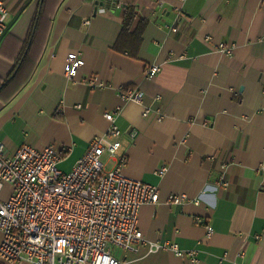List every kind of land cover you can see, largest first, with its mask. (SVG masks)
Listing matches in <instances>:
<instances>
[{"label": "crops", "instance_id": "obj_1", "mask_svg": "<svg viewBox=\"0 0 264 264\" xmlns=\"http://www.w3.org/2000/svg\"><path fill=\"white\" fill-rule=\"evenodd\" d=\"M6 1L0 85L26 49L40 0ZM132 3L149 20L138 57L114 48ZM56 4L32 77L0 90L6 150L58 143L59 166L70 171L110 127L105 112H114L122 132L118 154L129 158L125 174L160 187V201L139 211L145 240L117 256L128 264H264V0H54L48 11ZM220 42L232 52L217 48ZM72 52L82 64L68 76ZM153 63L161 70L146 78ZM130 87L142 92L143 103L122 98L121 89ZM146 107L157 113L145 116ZM103 157L113 168L115 160ZM223 174L225 187L217 184ZM12 191L5 184L1 196ZM175 193L188 199L172 204ZM151 242L197 250L198 260L153 250Z\"/></svg>", "mask_w": 264, "mask_h": 264}, {"label": "built area", "instance_id": "obj_2", "mask_svg": "<svg viewBox=\"0 0 264 264\" xmlns=\"http://www.w3.org/2000/svg\"><path fill=\"white\" fill-rule=\"evenodd\" d=\"M9 12L7 1L0 0V38L7 30ZM169 28L172 32L179 30L177 24ZM216 47L232 52V47L222 42ZM81 64L79 53L72 52L66 64L67 75H76ZM160 70L161 66L153 63L145 68L144 75L153 78ZM91 83L104 85L96 79ZM120 93L124 100L143 103V94L137 88L121 89ZM156 113L150 107L144 110L147 117ZM105 117L110 127L94 137L70 171L59 167L63 156L58 143L44 147L24 143L9 152L0 139V258L5 263L128 264L112 252V246L137 251L145 240L138 225L139 211L145 203L160 201V187L125 174L129 158L126 153L118 154L122 132L116 114L107 111ZM105 154L115 160L111 169L106 168ZM166 170L163 167L160 173ZM5 184L13 188L8 198L1 196ZM217 184L228 186L224 174ZM187 199L184 193L169 197L172 204ZM161 247L191 262L198 260L197 250L181 249L177 243L151 242L153 250Z\"/></svg>", "mask_w": 264, "mask_h": 264}, {"label": "trees", "instance_id": "obj_3", "mask_svg": "<svg viewBox=\"0 0 264 264\" xmlns=\"http://www.w3.org/2000/svg\"><path fill=\"white\" fill-rule=\"evenodd\" d=\"M53 3L54 0L39 1L26 40V49L22 53L14 73L0 85V90L12 81L21 82L20 85H23L32 77L42 56V37L51 25V13L57 9L58 4H56V8L51 9V12L48 11ZM137 17H140V20L136 27H134ZM46 19L47 23H45ZM48 23L50 24L47 25ZM148 23L149 20L147 18L139 15L136 3L126 4L122 30L115 42L114 48L117 51L126 52L133 57H138L143 42V34Z\"/></svg>", "mask_w": 264, "mask_h": 264}, {"label": "rangeland", "instance_id": "obj_4", "mask_svg": "<svg viewBox=\"0 0 264 264\" xmlns=\"http://www.w3.org/2000/svg\"><path fill=\"white\" fill-rule=\"evenodd\" d=\"M105 157H103V160H104ZM61 168H64L63 164H61V166H59ZM112 252L116 255H121L122 253V248L121 247H118V246H112L111 248ZM126 250V249H125ZM131 251V250H130Z\"/></svg>", "mask_w": 264, "mask_h": 264}]
</instances>
